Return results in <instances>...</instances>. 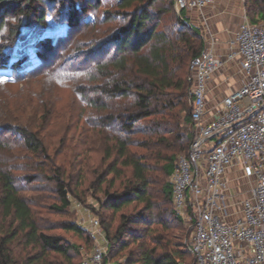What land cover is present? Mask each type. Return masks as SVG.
Segmentation results:
<instances>
[{"label":"trees","instance_id":"trees-1","mask_svg":"<svg viewBox=\"0 0 264 264\" xmlns=\"http://www.w3.org/2000/svg\"><path fill=\"white\" fill-rule=\"evenodd\" d=\"M48 4L67 10L62 34L43 33L52 9ZM101 4L102 0H0V71L10 70V77L0 80V89L24 82L27 95H35L22 107L27 118L12 111L11 92L0 96V134L15 136L0 139V264H81L82 249L93 244L89 233L75 220L48 221L39 208L66 213L72 205L70 195L84 203L87 192L99 202L94 213L109 244L105 264H188L186 245L170 233L166 219L180 218L168 207L173 205L172 181L156 180L153 173L172 176L179 153L192 141L190 65L204 50L205 38L186 11L175 14L174 0H116L115 8L102 18H91ZM245 10L253 23L264 20V0H246ZM169 14L172 20L165 22ZM115 19L122 20L115 30L104 28ZM27 32L32 33L29 38ZM86 32H93L84 51L93 56L88 63L92 65L99 52L101 59L79 73H73L74 61L73 67L54 64L53 56L65 45L83 51L73 37ZM30 39L31 50L22 46ZM67 81L89 109L90 129L84 132L77 164L69 163L68 154L59 162L66 142L52 153L44 134L53 118L54 90ZM39 82L40 90L33 92L30 88ZM15 142L27 152L22 156V169L28 168L24 176L16 174L20 168L12 161ZM96 154L101 155L99 163L92 164ZM39 180L53 183L57 201L49 207L25 193H42L43 188L34 185ZM156 224L161 232L154 234ZM57 229L71 232L78 241L52 233ZM126 250L127 258L118 262L115 257Z\"/></svg>","mask_w":264,"mask_h":264},{"label":"built area","instance_id":"built-area-1","mask_svg":"<svg viewBox=\"0 0 264 264\" xmlns=\"http://www.w3.org/2000/svg\"><path fill=\"white\" fill-rule=\"evenodd\" d=\"M174 1L178 12L212 2ZM235 40L246 80L224 97L212 119L206 118L208 81L222 61L208 44L190 65L193 137L171 178L176 212L194 222L189 244L194 264H264V20L246 18ZM237 167L252 186L233 212L226 171ZM81 226L95 242L81 264H105L109 244L100 220Z\"/></svg>","mask_w":264,"mask_h":264},{"label":"rangeland","instance_id":"rangeland-1","mask_svg":"<svg viewBox=\"0 0 264 264\" xmlns=\"http://www.w3.org/2000/svg\"><path fill=\"white\" fill-rule=\"evenodd\" d=\"M243 1L245 4L246 0H243ZM115 3H116V0H102V4L99 6V8H97L96 10H93L92 13L89 14L90 17L91 18L96 17L99 19L102 18V16L104 15L106 11H109L115 8V5H116ZM48 6L49 4L46 7ZM50 8L52 9L50 11V14H48L49 15L48 16V27L44 30L43 33L49 34V35L62 34L66 30V25L62 23V17L65 15V13L67 14V10L59 4H56V5L51 4ZM174 12L177 15L179 13L176 10L175 6H174ZM165 17H166L164 19L165 22H169L172 20V14H169L168 16H165ZM14 19H15L14 17L10 18V20L12 21H14ZM121 23H122V20L115 19L113 21H110L106 25H104V28L109 27L115 30ZM92 33L93 32H86L84 33V35L81 33L76 34V36L73 37V40L76 41L75 45L77 47V42H78V47L82 45L83 51L77 52L76 49L73 50V48H71L73 45L69 43L70 45H72L71 47L66 48L67 46L65 45L63 48H60L57 51L58 54L56 53L53 56V58L55 57L54 64H59L62 62L65 67L66 66L73 67L72 62L74 61L76 65H74L73 73L86 72L87 70H89L94 63H96L97 61H99V59H101L100 57L101 52L95 54L94 55L95 60L92 62L93 64L91 65L90 63H88V60H90L93 56L92 57L87 56L84 53V51L89 49V45H90L89 40L93 37ZM31 35L32 33L27 32L26 38H29ZM31 43H32V40L30 39L28 40L27 43L25 42L22 46L30 48L29 50H31L32 48ZM206 45H208L207 42H206ZM65 48L66 50L64 51ZM74 57L75 59L73 60ZM8 77H10V70L0 71V80L6 79ZM191 78H192V73H191ZM47 82L50 83L49 80ZM72 84L73 83H70L69 81H67L66 84L64 85L56 86L57 88L56 90H54L55 97L53 98L54 105L52 106V109H53L52 116L53 118L55 117L56 118L54 120L52 118V121L49 123L50 126H46L45 128L44 134L47 137L46 143L49 145L50 151L52 153L60 150V148L63 147L64 145L63 141L66 142L67 149H65L62 152V155L58 159L59 162H61V159H63L64 155L68 154L69 163L77 164V162L81 160L78 157V152L83 149V147L81 146L82 145L81 141L85 139L84 132L90 129L87 123L89 109L87 108V104L82 100V97L75 91V88L74 86H72ZM36 85L37 86H32V88H30L33 92H38L40 90V86H41L40 82L39 84H36ZM192 86H193V80H192L190 89L192 88ZM3 87H4L3 89H0V96L4 97L7 94H9V92H11L13 97L10 98L8 101H9L12 111L14 112V114L18 116L26 117V114L25 115L23 114L24 111L22 107H24L25 104L30 99H32V96H35L34 93L31 96L27 95L26 93L27 88L25 87L24 82L17 83L14 85H3ZM188 95H189L188 98H191L189 91H188ZM184 116H185V113H183V117ZM189 130H191V128H189ZM58 134H64V138L62 139L61 137H59ZM14 137L15 136L12 133H1L0 134V139H8V140L10 139L11 140V139H15ZM17 137L19 138V136ZM67 141H68V145H67ZM14 144H17V146H13L16 157L12 161L16 165V167L20 168L19 170H17L16 174L18 176H24L26 175L28 168L22 169V165L24 163V160H22V156L24 154H27V152L22 151L21 148H18V146H21L19 145L18 142H15ZM73 153H75V155ZM182 153L183 151L180 152L179 155H181ZM100 157H101L100 154L94 155L93 158L91 159V163L98 164ZM41 161H44V160L42 159ZM85 162H87V160ZM42 163L44 162H36L35 164L41 165ZM153 177L154 179L156 180L158 179L159 181L165 180L170 183L172 181L171 176L166 177L164 174L159 173V172H154ZM34 185H36V187L38 186L40 188H43L42 193L35 192L33 191V189H30V190L26 189L25 193L29 197H34L36 200H38L40 202L41 207H49L52 203L57 201V195L53 188L52 182H50L49 180H45V181L39 180ZM155 186L158 189H160L161 187V185H157V184ZM251 186H252L251 180L247 178L241 179L238 182L237 188L236 187L232 188V185L230 184V190L232 194L231 209L233 212H235L236 210H240L242 207L243 199L241 197V193H238V192H242V191L244 192L246 190L248 192L251 189ZM83 189H86V186H84V188H79L76 191L82 192ZM92 194H93L92 192H87L84 194V201H85L84 203L80 202L74 196L70 195L71 200H72V205L69 209V212H66V213H62V214L52 213L51 210H48L45 208H39V211L41 212L43 217L48 221L61 222V221H66V220H75L79 225L81 224L88 225L89 221L92 220L93 218L97 217L100 220V218L94 213V210H95L94 208H98L99 202L94 197L91 196ZM98 197L104 198L102 194H98ZM168 207L175 210L173 205H169ZM166 219L169 222L168 224L170 226V229H169L170 233H172L174 237H177V240H181L184 243V245H186V247H184V250L188 252L186 256L187 259L184 263L194 264L193 256L191 255L188 249L189 244H190V238H191V235L194 229V222H192L189 218L184 219L181 216L179 219H175L173 216L166 218ZM154 229H157L154 234H157V232L158 233L161 232V226L159 224H156L154 226ZM52 233L62 234L66 238L74 242L78 241L77 238L74 237V235L71 232H66L61 229H57V230H54ZM94 244L95 242L93 241V244L90 249L88 248L82 249L78 259L81 260V256L83 258V256L86 253H89L92 250ZM127 253H128V250L124 251L123 253L119 252L117 256L115 257V259L118 262L122 263L127 258ZM108 264H113V263H108Z\"/></svg>","mask_w":264,"mask_h":264},{"label":"crops","instance_id":"crops-1","mask_svg":"<svg viewBox=\"0 0 264 264\" xmlns=\"http://www.w3.org/2000/svg\"><path fill=\"white\" fill-rule=\"evenodd\" d=\"M186 16L202 30L206 42L213 45L222 61L208 81L206 118L212 119L220 110L224 97L246 80L235 40L241 24L248 18L245 4L243 0H212L202 9L186 11ZM226 176L232 188H237L238 182L246 178L240 167L227 170ZM238 193H241L242 199L249 196L247 190ZM99 240L104 242L102 238Z\"/></svg>","mask_w":264,"mask_h":264}]
</instances>
